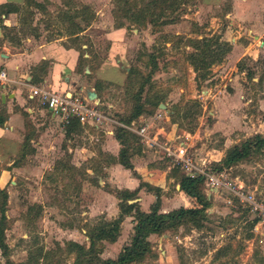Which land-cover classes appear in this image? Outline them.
Instances as JSON below:
<instances>
[{
  "label": "rangeland",
  "instance_id": "obj_1",
  "mask_svg": "<svg viewBox=\"0 0 264 264\" xmlns=\"http://www.w3.org/2000/svg\"><path fill=\"white\" fill-rule=\"evenodd\" d=\"M247 1L0 0L7 3L0 7V52L10 56L4 60L7 72L18 57L16 66L37 81L27 54L38 43L60 41L78 49L80 68L90 76L116 40L125 74L113 86L100 80L93 86L101 108L117 122L66 133L34 103L32 115L23 112L21 140L0 148V170H7L0 185L7 194L0 264H94L96 257L114 256L118 244L106 245L99 255L103 243L97 239L89 252L88 235L118 218L119 211L131 209L135 216L140 206L135 192L113 188L106 167L117 153L132 173L129 157L143 159L148 134L157 126L166 133H156L159 146L149 147L152 163L143 173L154 164L163 171V180L156 177L163 184L152 187L154 196L144 208L160 204L161 191L176 190L184 172L161 145L179 142L196 165L215 169L229 182L241 180L242 190L264 196V147L227 166L222 162L229 147L264 130V0H250L249 8ZM7 7L14 10L5 12ZM0 114L6 115L3 109ZM140 125H145L142 132ZM112 126L117 143L106 138L104 129ZM201 178L193 186L206 198L204 209L149 234V247L129 264H230L241 248L259 247L264 221H256V211L228 188L208 194ZM107 188H113L120 206L105 217L92 199ZM124 195L134 200L131 208ZM161 204V209L172 206Z\"/></svg>",
  "mask_w": 264,
  "mask_h": 264
},
{
  "label": "crops",
  "instance_id": "obj_2",
  "mask_svg": "<svg viewBox=\"0 0 264 264\" xmlns=\"http://www.w3.org/2000/svg\"><path fill=\"white\" fill-rule=\"evenodd\" d=\"M250 3V0L247 1V8L250 7ZM119 47L120 46H118L116 40H112L106 53V57L103 58L98 63V65L94 67V69L90 72V76H87L83 72L84 69L81 70L80 68L81 58L76 47L72 45H64L60 41L38 43L32 48V50L27 54L26 57V59H28L29 61L28 63L32 65L31 69L37 81H34L31 75L26 74L25 71H22V66H16L18 57H16V61L13 64L11 71L7 72L8 68L5 66L4 60L5 58L7 59L10 56H6V54L0 52V64H2L6 68L7 75L10 78V81H7L4 87L0 88V109H3L6 113V115H4L3 117L4 119L2 123L0 124V148L6 143L9 144L14 139L21 140L22 134L24 132V117L22 114L24 111L29 116L34 113V108L32 107L31 103L37 105V110H44L46 113H48L46 109L39 105L35 98H30L28 96V84H44L51 89H55L58 91H78V93L82 96L88 94V92L90 91H93L95 92V97L100 99L98 91H96L93 87L97 80L103 81V83H110L113 86V84L115 85L116 83L123 81L125 78V74L121 71L122 65L119 63L121 57L119 58L116 55L117 52H120ZM259 49L260 48H258V50ZM245 51L246 50L241 51L239 53V56L243 55ZM20 61L23 63L21 59ZM15 75H17V78ZM21 77H25L24 79L26 80H21ZM106 104L108 105V107L111 105L109 102ZM48 114L51 115V113ZM51 116L57 119L56 114ZM78 124V129L80 132H86L88 129L87 127L96 128L90 124H80L79 122ZM64 128L65 127H63V129ZM155 130L156 133L164 131L162 126H157ZM156 133L153 134L154 137L156 136ZM106 134V138H108V141H114L117 143L115 137L113 136V132H106ZM150 149L151 148L147 147L145 150H143L145 152V155H141V158H143L141 160L138 159L139 156L137 154L136 157L132 159L129 157V161L131 162V164H134V166L132 165V173H130L129 167L123 165L120 161L117 160V153L114 154V158L112 159L111 163L106 167V173L109 177V181L116 182L115 187L113 188L117 187L118 189L126 190L128 192H135L134 199L135 201L137 199L139 200V208L143 211H148V207L144 208L146 202L150 204L152 201V195L154 194L152 187L162 186L163 184L161 182H157L158 180L156 179L158 178L156 177L158 175H161V178H159L160 180H163L164 177L162 176L163 171H159V169L155 167L154 164H151L152 167L150 170H147L145 174L143 173V166L148 162L152 163L150 162L152 160L148 161V156L146 155L152 152ZM136 158L138 161H136ZM141 162H144L143 165L141 164ZM6 172V169L1 168L0 185H3L4 183L3 178L6 177V174H4ZM114 173L118 175L113 176ZM112 177H114V179ZM113 188H107V190L103 192H96L95 198L92 199V203L96 210L104 211L105 217L109 215H115L119 211V205H117L118 201L116 202V196L112 191ZM164 188V186L161 187L160 191ZM175 188L176 192L173 191V193L169 195L163 193L162 191L160 192V204L162 200L161 207L165 206L168 203L172 206L167 209H161L159 204L158 211L166 212L168 211V209H173L179 206H199L193 197L187 195L179 188L178 182H176ZM132 201L134 200H129V198L126 199V202L130 203ZM131 219H133L132 212L123 215L119 223L118 234L114 240H107L105 238L100 239L103 245L101 247L99 255H102L104 253L103 248H105L106 245H113L115 243L118 244V250H115L114 252H116V254L119 252L122 246V241L126 240V237L132 234L133 220ZM184 234L188 233L184 232ZM263 234L261 237L259 236L261 243L258 245L259 247L256 250H254L250 246L249 248H246V250L241 248L240 252H235V261L232 260L233 263L231 262L230 264H264ZM116 254L114 256H103V258H113L116 256ZM256 257L258 260L256 259ZM227 259L229 260V257ZM217 261L218 260H216V263H218ZM226 262L228 261L226 260Z\"/></svg>",
  "mask_w": 264,
  "mask_h": 264
},
{
  "label": "trees",
  "instance_id": "obj_3",
  "mask_svg": "<svg viewBox=\"0 0 264 264\" xmlns=\"http://www.w3.org/2000/svg\"><path fill=\"white\" fill-rule=\"evenodd\" d=\"M7 3H1L0 7H4ZM14 9L11 7H7L5 12L13 11ZM137 111L133 113L132 116H136ZM4 116L0 114V124L3 121ZM77 120L73 119L65 126V132H71L73 129H78ZM115 134V138H117L118 134ZM264 147V130L263 132H256L250 137L243 139L240 143L232 145L229 147L223 157L222 162L227 166L238 161L241 158L246 157L253 149H260ZM122 164H125L123 161H120ZM126 166H129L126 164ZM223 167V166H221ZM218 167V168H221ZM201 178V175H189L183 174L179 180V188L186 193L187 195L193 197L199 206L197 207H184L179 206L173 209H170L166 212L158 211L159 203L153 204L148 211H143L141 209H136V215L133 216V225H132V234L130 237V241L126 244H123L116 254L115 257H105L100 258L96 257L94 264H129L132 260L138 257L143 251L147 250L148 240L147 236L150 233H158L163 231L166 228H170L173 226L180 225L182 223L183 217L185 215H192L198 213L204 209L206 206V201L201 195L195 190L193 183L198 181ZM126 193H131L130 191L123 190ZM125 193V194H126ZM6 191L3 188H0V249L3 253L6 248V244L3 240V232H2V221L4 219V208L6 203ZM125 201L128 199L127 196L124 195ZM206 199V198H205ZM120 200V199H119ZM159 202V201H158ZM133 203V202H132ZM131 202L126 204L128 208H131ZM120 206V205H119ZM131 209H129L126 213L123 211H119L118 218L113 219L111 222H104L106 226H102L97 228L96 232L92 235H88V248L89 252L92 250L93 241L95 239L100 240L105 238L107 240H114L118 234L119 223L124 214L130 213ZM92 247V248H91ZM88 252V251H86ZM88 252V253H89Z\"/></svg>",
  "mask_w": 264,
  "mask_h": 264
},
{
  "label": "built area",
  "instance_id": "obj_4",
  "mask_svg": "<svg viewBox=\"0 0 264 264\" xmlns=\"http://www.w3.org/2000/svg\"><path fill=\"white\" fill-rule=\"evenodd\" d=\"M10 78L7 75L6 68L0 64V88H3ZM28 96L35 98L40 106L47 110L51 115L56 114L60 127H65L73 119L80 124H90L94 127L102 126L106 121L117 122L107 114H105L104 107L98 102L95 96L80 95L78 91H58L51 89L44 84L30 83L28 84ZM121 125V123H119ZM123 126H126L122 123ZM112 128H105L104 131L108 133L113 132ZM145 130V125H140L139 131ZM156 136H148V147L159 146L155 140ZM161 148L166 157H169L175 164H177L185 174L194 175L200 174L205 180L207 186V193L210 194L214 190L221 187L228 188L234 195L246 201L255 211L259 220L264 221V196H255L250 191L242 190L243 182L238 180L236 183L226 180L222 173L217 172L203 164L196 165L190 154L185 151L180 142L176 145L162 144ZM235 179V178H234Z\"/></svg>",
  "mask_w": 264,
  "mask_h": 264
},
{
  "label": "water",
  "instance_id": "obj_5",
  "mask_svg": "<svg viewBox=\"0 0 264 264\" xmlns=\"http://www.w3.org/2000/svg\"><path fill=\"white\" fill-rule=\"evenodd\" d=\"M88 96H95V92H93V91H90V92H88V94H87Z\"/></svg>",
  "mask_w": 264,
  "mask_h": 264
}]
</instances>
